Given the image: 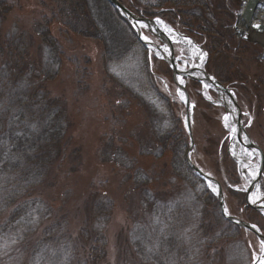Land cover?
I'll list each match as a JSON object with an SVG mask.
<instances>
[{"label": "trees", "instance_id": "trees-1", "mask_svg": "<svg viewBox=\"0 0 264 264\" xmlns=\"http://www.w3.org/2000/svg\"><path fill=\"white\" fill-rule=\"evenodd\" d=\"M49 1L53 8L34 26L42 57L38 73L23 32L0 38V255L16 245L28 264H103L106 256L103 231L112 214L110 199L101 195L90 202L93 230L76 236L69 234L64 217L43 227L54 211L35 195L62 159L71 125L64 102L42 85L57 77L62 64L60 43L51 31L57 25L66 35L100 44L106 77L147 113L153 140L141 144L138 155L153 160L169 156L171 173L182 184L174 196L151 190L152 177L136 168L111 137L104 143L101 160L123 168L129 194L138 196L125 234L126 264H245L252 234L223 218L217 198L187 166L188 137L179 101L159 87L151 57L130 25L106 0ZM119 2L139 17L169 22L194 41L209 39L208 56H221L224 39L211 10L213 0ZM9 11L0 1V25ZM214 76L223 85L229 82L218 72ZM68 157L79 162L78 148Z\"/></svg>", "mask_w": 264, "mask_h": 264}, {"label": "rangeland", "instance_id": "rangeland-1", "mask_svg": "<svg viewBox=\"0 0 264 264\" xmlns=\"http://www.w3.org/2000/svg\"><path fill=\"white\" fill-rule=\"evenodd\" d=\"M0 1H4L10 10L0 25V38L14 30L23 32L38 73L42 57L34 26L49 14L53 3L49 0ZM242 5L243 0L240 3L213 0L211 10L222 26L224 39L225 47L219 51L221 56H208L205 47L209 49V39L195 42L204 50L201 52L204 56L203 71L213 76L218 72L229 79L225 87L233 94L240 111V126L249 142L256 147L250 163L259 173L256 189L259 196L254 197L258 201L264 198V39L255 40L241 32L239 13ZM165 23L171 26L169 22ZM51 31L60 43L62 64L57 77L42 85L52 97L64 102L71 125L62 159L52 167L49 180L35 190V195L54 211L42 225L46 227L58 217H64L69 234L77 236L83 230L92 232L94 225L88 205L104 195L112 202V214L103 231L107 244L103 264H126L125 234L130 230L131 218L139 206L138 196L129 194L130 185L123 179L126 173L123 168L101 160L99 153L104 143L111 137L129 158L134 159L135 167L152 177L151 190L166 191L174 196L182 184L171 173L169 156L153 160L138 155L141 144L153 140L147 113L106 77L101 67L100 44L66 35L57 25ZM143 31L153 43L162 45L149 30ZM171 48L177 64L184 70L197 64L198 60L188 58L189 51L180 43L172 44ZM213 52L218 55V51ZM150 57L154 79L165 93L176 97L184 119V100L175 87L172 70L167 62L156 58L153 53ZM183 81L190 104L191 162L219 184L228 213L256 226L264 236V217L248 203L246 192L249 182L231 155L229 132L224 122L226 110L218 102L220 95L211 87L205 90L196 80L185 77ZM194 82L199 84V89L194 88ZM36 84H40L39 79H36ZM73 148L79 150V162L68 157ZM248 243L250 256L245 264H250L263 249L254 235L250 236ZM22 255L16 245H11L0 255V264H28L27 257Z\"/></svg>", "mask_w": 264, "mask_h": 264}, {"label": "water", "instance_id": "water-1", "mask_svg": "<svg viewBox=\"0 0 264 264\" xmlns=\"http://www.w3.org/2000/svg\"><path fill=\"white\" fill-rule=\"evenodd\" d=\"M258 1L259 2H257V4L255 5L257 7L256 11H251V13L246 16V11L248 10V9L247 10L245 9L247 7L246 6L247 1L243 0V5H242V8H241L240 13H239V22H240L241 28L243 29V30H241V32H244L246 35H248L249 37H251L255 40H257V38H259V37L264 38V1L263 0H258ZM106 2L123 19H125L128 22V24L131 26V28L135 32V35H136L138 41L148 50V52L149 53L150 52H155V53L158 52L160 55V56H158V58L167 62L169 68L172 70V72L174 74V82H175V86L177 88V91H178L179 95L182 92L183 96H184V105H185L184 125H185V129H186L188 139H189L188 152H187L186 158H185L186 164L190 168L192 173L194 175H196L197 177H199L205 183L207 188L216 196L217 201H218V205H219V210H220L223 218L226 221H228L232 224H235L236 226L252 233L257 238L259 243L262 245L263 249H262L261 254L258 255L257 257H255L250 264H264V237L262 236L261 232L258 230V228L256 226H254L250 223L244 222L242 220H239V219L231 216L228 213V211L227 212L225 211V209H227V208H226V205L224 203L223 192H222L219 184L214 179H212L211 177L206 175L201 169L196 167L190 160V153H191V149L193 146L192 136H191V128H190V104H189L187 93L183 87V84L181 83V80L183 81V78L186 77L189 79L196 80L197 82H200L202 84V86H203V83L209 84L210 86H212L213 90L218 92V94L220 95L221 98L219 101H222L221 103H223L224 98H228L232 103V106H231V108H229V110L235 116V125L237 126V128L239 130L238 135L243 136L247 140L248 143L246 145H247L248 149L252 150L253 152L254 151L256 152V147H254V145H252L251 142H249V140L246 138V136L243 133V129L240 126V124H241V122H240V111H239L238 106L236 104V101L233 97V94L231 93L230 90H228L227 87L223 86L214 76L207 74L205 71H203L202 77H198L197 75L194 74V72H195L194 70H191V69L184 70L182 67H180L177 64V59L174 56L173 49L171 48V45L173 42L171 40H168L163 34H161L156 27L157 22L164 24L161 20H159V19H149V20L143 19V18L135 15L130 10H128L118 0H106ZM248 7H250V6L248 5ZM252 18L255 20H252ZM141 25H144L145 26L144 28L149 29L151 34L154 35L162 43V45L154 44L149 38L147 40H145L144 37H146V36L144 35V33L142 31L143 27ZM256 25H260V27L257 28ZM166 26H168V25H166ZM173 32L176 33V35L180 39L191 42V44H193L194 47L201 50V48L189 37H187L183 34L177 33L174 30H173ZM228 136H229V145H231L233 142V135H232V133L229 132ZM258 182H259V173L257 172V176L255 178V182L253 183V186L249 187L248 191L246 192L247 193V199H248V203L250 204L251 208H253L255 211H257L260 215H262L264 217V208L262 206H258L256 204V201L254 200L255 192L257 191L256 189L258 187L257 186ZM253 201H255V203H253Z\"/></svg>", "mask_w": 264, "mask_h": 264}, {"label": "bare ground", "instance_id": "bare-ground-1", "mask_svg": "<svg viewBox=\"0 0 264 264\" xmlns=\"http://www.w3.org/2000/svg\"><path fill=\"white\" fill-rule=\"evenodd\" d=\"M246 2V16L251 13V11H256V4L259 2L258 0H245ZM248 5L250 7H248ZM253 8V9H252ZM256 15V14H255ZM255 17V16H254ZM252 20H255L252 18ZM157 29L161 34H163L168 40H171L173 43H180L182 47L187 48L189 51L188 58L194 59L196 58L198 60L196 65H192L191 70H194L195 75L198 77H202L203 74V63H204V56L203 54L197 50L196 47H194L190 42L180 39L176 33L173 32V30L162 24L157 23L156 24ZM153 54L158 58L159 53L153 52ZM207 85V87H205ZM212 88L207 83H203V88L206 90L208 88ZM208 98V97H207ZM184 99V98H183ZM222 101H219V104H221ZM216 103V102H215ZM222 106H224L226 110V116L228 117L227 121H224L225 124H227V130L228 132L232 133L233 135V142L231 144V155L233 159L239 164L241 167V170L245 174L246 180L249 182L248 188L253 186V183L255 182V178L257 176V170L255 167H252L250 163L251 154H254V152L247 148V140L243 136H239V130L237 126L235 125V116L230 112L229 108H231L232 103L228 98H224ZM235 128V132L232 131V129ZM259 196L258 192H255V197L257 198ZM256 204L258 206H262L264 208V198L256 201Z\"/></svg>", "mask_w": 264, "mask_h": 264}, {"label": "snow or ice", "instance_id": "snow-or-ice-1", "mask_svg": "<svg viewBox=\"0 0 264 264\" xmlns=\"http://www.w3.org/2000/svg\"><path fill=\"white\" fill-rule=\"evenodd\" d=\"M141 26H142V27H145L144 25H141ZM256 27L259 28L260 25H256ZM144 39L147 40L148 38H147V37H144ZM166 50H167V49H166ZM181 83H183L182 80H181ZM205 87H207V85H205ZM180 95H181V98L183 99L184 96H183V93H182V92L180 93ZM224 119H225V121H227V120H228V117L226 116ZM226 126H227V124H226ZM232 131L235 132V131H236L235 128H233ZM253 203H255V201H253ZM225 211L227 212V209H225Z\"/></svg>", "mask_w": 264, "mask_h": 264}]
</instances>
